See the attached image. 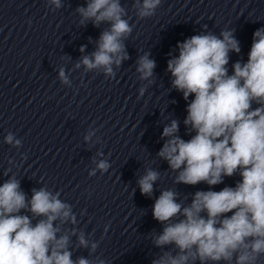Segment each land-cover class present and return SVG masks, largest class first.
<instances>
[{"label": "clouds", "instance_id": "1", "mask_svg": "<svg viewBox=\"0 0 264 264\" xmlns=\"http://www.w3.org/2000/svg\"><path fill=\"white\" fill-rule=\"evenodd\" d=\"M50 3L62 6L61 0ZM160 4L161 0H134L133 8L139 19H145ZM76 12L81 26L91 21L94 27H108L101 32L96 50L75 67L102 69L106 77H114L113 65L119 68L129 59L125 41L133 31L121 0H86ZM234 32L225 28L219 36L210 31L193 35L177 43L178 56L167 62L172 87L187 102L183 124L187 134H195L189 140L181 138L179 121L171 119L163 128L161 138L166 139L157 156L175 174V185L205 183L209 188L192 193L187 203L173 188L160 191L152 216L163 230L153 232L151 239L163 251L152 264H259L264 257V27L254 31L247 61L234 62L229 74V53L241 52ZM149 55L136 62L139 79L147 81L140 96L153 83L156 64ZM59 78L65 85L70 83L63 68ZM5 143L21 145L12 133L5 136ZM93 162L96 167L89 176L111 167L105 159ZM236 175L240 179L235 186L212 190ZM160 179V171L146 167L137 180L141 194L151 197ZM59 197L60 192L41 187L33 188L28 199L14 175L0 185V264H93L84 257L72 259L70 236L61 226L75 224V216L71 205ZM78 245L90 253L98 246L89 245L83 233Z\"/></svg>", "mask_w": 264, "mask_h": 264}]
</instances>
